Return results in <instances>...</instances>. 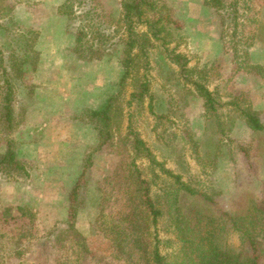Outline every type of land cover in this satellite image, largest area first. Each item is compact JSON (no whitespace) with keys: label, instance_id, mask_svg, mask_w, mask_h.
Listing matches in <instances>:
<instances>
[{"label":"rangeland","instance_id":"rangeland-1","mask_svg":"<svg viewBox=\"0 0 264 264\" xmlns=\"http://www.w3.org/2000/svg\"><path fill=\"white\" fill-rule=\"evenodd\" d=\"M123 1L0 0V50L5 57L17 50L22 30L39 33L33 42L37 68L27 64L10 78V136L25 169L0 172V208L23 205L33 211L34 224L19 247L21 257L13 254L16 247L7 238H0V264H56L54 232L66 226L72 189L100 141L87 110L102 107L122 88L116 137L94 153L79 193L75 223L88 237L92 254L73 264H129L113 255L94 223L102 210L109 217L125 200L131 129L166 168L213 193L222 209L235 211L247 199L262 196L264 133L253 131L232 102L237 98L239 105L252 106L264 122V0H151L158 11L147 16L171 15L181 28L173 31L176 41L165 44L150 34L146 23H134L138 34H150L151 45L147 57L139 46L133 49L140 54L136 69L122 87L129 40ZM174 50L187 55L192 72L180 73L170 59ZM1 74L2 61L0 154L6 151L9 131L1 117ZM140 79L150 83L143 103L130 100ZM192 80L213 91L216 110L205 107ZM137 164L152 181L154 194L172 180L147 158ZM158 233L162 254L175 261L181 248L177 234L167 231L162 221ZM227 241L239 247L240 234L231 232Z\"/></svg>","mask_w":264,"mask_h":264},{"label":"trees","instance_id":"trees-1","mask_svg":"<svg viewBox=\"0 0 264 264\" xmlns=\"http://www.w3.org/2000/svg\"><path fill=\"white\" fill-rule=\"evenodd\" d=\"M122 7L123 18L129 27V40L123 61L125 70L119 81L124 87L136 69L137 57L140 54L148 56L150 34L157 40L164 39L165 44L174 42L176 37L173 31L179 30L181 23L171 15L160 14L156 18L147 16L150 12L158 11L155 1L124 0ZM68 14L72 17L74 10ZM139 22L146 23L150 34L148 32L138 34L133 29L134 23ZM2 27L4 26L0 23V28ZM20 33L17 50L8 51L7 57L3 55L4 51L0 50V61L3 66L1 75L5 77L1 117L5 118L9 126L7 148L0 154V172L13 170L20 172L25 169L10 136L14 125V86L10 78L14 72L19 73V76L27 64L32 65L34 69L37 68L38 51L34 48L33 42L37 41L39 33H30L26 30ZM136 46H139L140 54L133 52ZM7 58L9 62H6ZM170 59L179 67L181 74L193 71L188 66L190 59L187 55L174 50ZM192 84L204 98L205 107L210 111L216 110L213 91L200 80H192ZM122 90L110 94L102 107L87 110L88 118L98 130L100 141L90 153L85 169L72 189L66 226L54 232L56 233L54 248L59 251L56 264L80 263L92 254L88 237L78 230L75 223L79 193L94 153L101 151L116 137L119 118L123 113L120 103ZM147 95H150V83L147 79L144 81L140 79L130 100L143 103ZM232 104L239 106L241 115L253 131L264 133V122L258 110L250 105L246 107L239 105L237 98ZM130 133L133 137L130 139V150L126 156L128 173L125 176V200L111 211L109 217L102 210L94 223L95 230L108 240L114 256H120L129 264H264V190L261 198L247 199L250 201L238 210L222 209L213 193L199 190L185 182L181 175L175 174L173 170L166 168L163 162L157 160L139 132L131 129ZM244 150L248 153L247 148ZM218 155V152L215 153L213 159ZM140 158H147L152 165L159 166L164 174L172 178L171 182L165 181L160 191L154 194L152 181L144 175L137 164ZM33 221V211L23 205L17 208L13 206L0 208V238H7L16 247L13 253L16 257H21L24 253L19 247L24 244L27 231L34 224ZM161 221L166 230L175 232L181 241V248L175 261H169L161 252V238L158 233ZM233 231L240 234L239 247H234L227 241L228 234Z\"/></svg>","mask_w":264,"mask_h":264}]
</instances>
